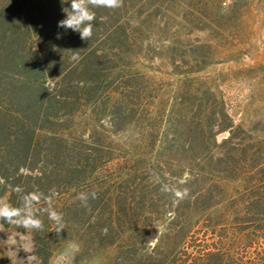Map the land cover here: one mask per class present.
Here are the masks:
<instances>
[{
	"label": "trees",
	"instance_id": "16d2710c",
	"mask_svg": "<svg viewBox=\"0 0 264 264\" xmlns=\"http://www.w3.org/2000/svg\"><path fill=\"white\" fill-rule=\"evenodd\" d=\"M254 1L124 0L94 9L85 41L57 26L70 0H0V199L55 190L64 229L42 211L43 230L0 225L28 234L39 264L73 240L114 247L112 264H264V130L191 77L227 59ZM184 30L195 43H151ZM145 70L186 78L172 90Z\"/></svg>",
	"mask_w": 264,
	"mask_h": 264
},
{
	"label": "rangeland",
	"instance_id": "374dc122",
	"mask_svg": "<svg viewBox=\"0 0 264 264\" xmlns=\"http://www.w3.org/2000/svg\"><path fill=\"white\" fill-rule=\"evenodd\" d=\"M173 32V31H172ZM171 32L169 37H159L152 44L195 43L196 38L186 33L188 37L178 39ZM188 33V34H187ZM199 36V35H198ZM201 39H207L200 34ZM188 38V39H187ZM187 43V44H188ZM229 53L202 71L193 74L205 82L226 103L228 113L235 124H240L247 130H264V5L252 2L237 24L234 38L229 40ZM146 66L158 67V63ZM163 70V69H162ZM146 72H149L145 70ZM164 72V71H162ZM165 72H169L165 70ZM160 80L164 87L175 89L177 84L186 77L172 76L165 73L149 72ZM169 84V85H168ZM119 136V138H126ZM223 135L218 136V141ZM228 189L239 187L238 182L221 180ZM4 201V199H0ZM0 264H39L31 253V240L28 234L4 229L0 225ZM115 254L114 247L104 250H84L81 244L70 241L60 245L49 260V264H112Z\"/></svg>",
	"mask_w": 264,
	"mask_h": 264
},
{
	"label": "clouds",
	"instance_id": "9594fccd",
	"mask_svg": "<svg viewBox=\"0 0 264 264\" xmlns=\"http://www.w3.org/2000/svg\"><path fill=\"white\" fill-rule=\"evenodd\" d=\"M68 2L69 0H61L62 5ZM123 2L124 0H70V7H62L65 18L58 21L57 26L79 33L81 40L89 41L93 36L94 21L96 20V12L94 9H117L123 6ZM76 58V56L73 57V59ZM162 190L173 192L175 197L174 203H178L189 195V191L186 188L183 190H174L165 187ZM13 191L20 196L21 206L16 207L8 202L0 201V221L17 228L40 231L43 230L44 223L39 218L38 212L42 211L47 214L49 220L55 222L57 225V233L64 229L62 214L58 213L52 206L53 198L56 195L55 190H50L47 195L38 190L25 193L24 189L16 186ZM77 198L87 207L89 200L88 194L80 193ZM91 198H97L95 192L91 193ZM42 200L45 201L46 207L39 210L35 209L34 206ZM104 233H107V229H104ZM31 259V257H27L29 264Z\"/></svg>",
	"mask_w": 264,
	"mask_h": 264
}]
</instances>
